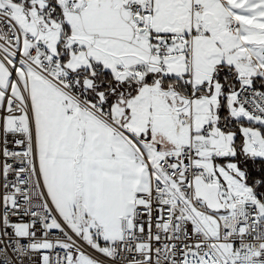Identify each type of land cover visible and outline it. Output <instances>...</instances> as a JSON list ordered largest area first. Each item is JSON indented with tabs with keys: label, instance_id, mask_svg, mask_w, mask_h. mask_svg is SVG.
<instances>
[{
	"label": "snow or ice",
	"instance_id": "1",
	"mask_svg": "<svg viewBox=\"0 0 264 264\" xmlns=\"http://www.w3.org/2000/svg\"><path fill=\"white\" fill-rule=\"evenodd\" d=\"M0 264H264V0H0Z\"/></svg>",
	"mask_w": 264,
	"mask_h": 264
}]
</instances>
